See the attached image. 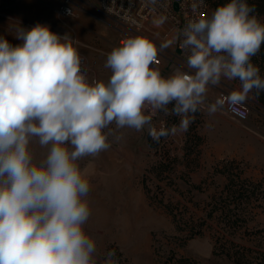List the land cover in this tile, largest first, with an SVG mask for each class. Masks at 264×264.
I'll return each mask as SVG.
<instances>
[{
	"label": "clouds",
	"instance_id": "clouds-1",
	"mask_svg": "<svg viewBox=\"0 0 264 264\" xmlns=\"http://www.w3.org/2000/svg\"><path fill=\"white\" fill-rule=\"evenodd\" d=\"M254 12L247 0H230L188 20L159 48L144 36L126 38L106 56L107 81L87 77L81 42L70 34L37 24L18 26L15 46L0 36V264H119L114 249L101 255L85 231L95 166L81 161L120 142L122 129L147 126L157 143L186 132L198 111L223 107L224 99L206 105L209 85L222 78L240 82L227 98L232 104L264 91L252 62L264 22ZM177 40L188 71L164 77L152 65ZM146 106L155 111L145 114ZM156 111L179 117L178 126H154ZM33 142L45 150L40 157Z\"/></svg>",
	"mask_w": 264,
	"mask_h": 264
},
{
	"label": "rangeland",
	"instance_id": "rangeland-1",
	"mask_svg": "<svg viewBox=\"0 0 264 264\" xmlns=\"http://www.w3.org/2000/svg\"><path fill=\"white\" fill-rule=\"evenodd\" d=\"M88 1L92 10L96 0ZM57 5L58 0H0V11L13 18L0 17V36L20 44L16 28H32L24 22L70 34L86 44L80 48L95 61L97 80L107 81L106 56L117 47L118 32L106 17L81 9L61 20ZM213 12L208 7L207 16ZM239 87V80L222 78L209 85L206 101ZM243 103L249 108L243 122L205 107L186 132L157 143L147 126L140 132L122 129L120 142L81 161L95 166L84 228L101 255L114 249L119 264H169L172 254L199 264H235L236 251L249 261L264 250V107L251 94ZM158 114L165 127L178 126L179 117ZM32 149L37 157L45 151L35 142Z\"/></svg>",
	"mask_w": 264,
	"mask_h": 264
},
{
	"label": "built area",
	"instance_id": "built-area-1",
	"mask_svg": "<svg viewBox=\"0 0 264 264\" xmlns=\"http://www.w3.org/2000/svg\"><path fill=\"white\" fill-rule=\"evenodd\" d=\"M198 0H96L91 4L93 9L89 10L85 5H89L88 0H58L56 15L59 19L69 18L76 9L90 12L92 15H102L109 20L111 26L118 32L117 46L126 38L134 36H144L152 40L159 48L160 44L167 39H171L182 30L188 20L195 19L199 15L207 16L208 4L205 0L193 10V4ZM98 13V14H97ZM0 17L13 19L9 15L0 11ZM164 17V22L157 26L154 21ZM22 24V23H21ZM27 27H34L30 22H24ZM74 39L78 40L76 37ZM79 41V40H78ZM81 45H86L81 43ZM177 40L167 49L158 52L157 62L152 67L158 68L161 75L168 77L176 71H188L186 66V53L179 46ZM83 58V68L87 77L92 80L97 77L92 64L83 49L79 48ZM226 90H221L211 102L206 101V105L215 103L217 99H224V105L218 111L236 122H243L248 118L249 108L246 104H232L227 98L230 96ZM155 111L151 106L145 107V114ZM152 123L157 128L164 126V120L159 118L158 111L153 116Z\"/></svg>",
	"mask_w": 264,
	"mask_h": 264
},
{
	"label": "trees",
	"instance_id": "trees-1",
	"mask_svg": "<svg viewBox=\"0 0 264 264\" xmlns=\"http://www.w3.org/2000/svg\"><path fill=\"white\" fill-rule=\"evenodd\" d=\"M208 4V7L212 8L214 11L219 7L222 6L230 0H205ZM247 3L250 6H254L255 12L254 14L257 16V18L264 22V0H247ZM252 62L258 66L260 69V75L262 78H264V44H262L261 49L259 53L252 58ZM252 98L260 105L261 107H264V91L259 92V94L256 93V90H253L252 93H250ZM232 182V180H231ZM233 185V183L231 184ZM233 193V189H231ZM249 251V249H247ZM234 262L235 264H264V250L260 251L258 253L257 257H254L252 260L246 259L243 253H240L238 251L235 252ZM169 264H199V262L191 257H185V256H176L172 254L168 260Z\"/></svg>",
	"mask_w": 264,
	"mask_h": 264
}]
</instances>
